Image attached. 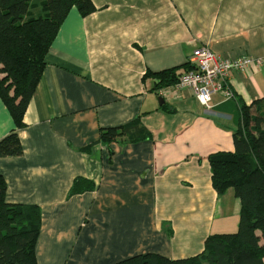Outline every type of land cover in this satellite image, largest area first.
Segmentation results:
<instances>
[{
  "label": "crops",
  "instance_id": "crops-1",
  "mask_svg": "<svg viewBox=\"0 0 264 264\" xmlns=\"http://www.w3.org/2000/svg\"><path fill=\"white\" fill-rule=\"evenodd\" d=\"M91 2L93 13L73 7L61 23L23 128L0 99V140L15 131L22 147L0 159L5 202L39 209L36 264L197 255L208 236L237 230L239 201L231 189L217 196L207 157L233 152L241 107L264 97V64L232 72L234 97L215 94L208 108L187 90L161 97L145 74L178 68V78L201 47L264 60V0ZM133 122L150 137L99 140ZM77 178L93 189L69 196Z\"/></svg>",
  "mask_w": 264,
  "mask_h": 264
},
{
  "label": "trees",
  "instance_id": "trees-1",
  "mask_svg": "<svg viewBox=\"0 0 264 264\" xmlns=\"http://www.w3.org/2000/svg\"><path fill=\"white\" fill-rule=\"evenodd\" d=\"M73 7L82 17L96 10L91 0H0V99L15 129L24 127L23 115L38 85L45 55ZM176 70L146 73L145 77L154 78L159 91L178 81ZM240 111L239 126L232 135L233 152L207 157L217 196L231 189L239 201L237 230L208 236L202 252L188 258L145 253L112 264H264V97ZM122 137L136 141L150 135L133 122L100 130L99 140L109 145ZM21 154L15 131L0 140V159ZM92 189L91 181L77 178L69 196ZM5 190L0 176V264H36L40 211L35 206L6 203Z\"/></svg>",
  "mask_w": 264,
  "mask_h": 264
},
{
  "label": "built area",
  "instance_id": "built-area-1",
  "mask_svg": "<svg viewBox=\"0 0 264 264\" xmlns=\"http://www.w3.org/2000/svg\"><path fill=\"white\" fill-rule=\"evenodd\" d=\"M190 70L178 77V81L158 94L162 97L166 92L173 93L181 90L190 91L196 102L208 108L212 96L218 94L223 100L234 97L229 86V76L232 72L242 73L251 67L264 64L263 59L240 57L222 58L213 54L206 47L192 52Z\"/></svg>",
  "mask_w": 264,
  "mask_h": 264
},
{
  "label": "water",
  "instance_id": "water-1",
  "mask_svg": "<svg viewBox=\"0 0 264 264\" xmlns=\"http://www.w3.org/2000/svg\"><path fill=\"white\" fill-rule=\"evenodd\" d=\"M158 101H159V104H162L163 100H162V98H159Z\"/></svg>",
  "mask_w": 264,
  "mask_h": 264
}]
</instances>
